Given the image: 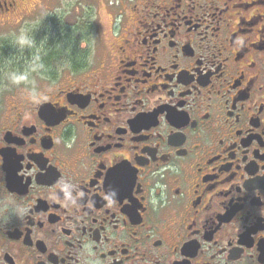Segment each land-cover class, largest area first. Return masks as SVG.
Segmentation results:
<instances>
[{"label": "flooded vegetation", "instance_id": "obj_1", "mask_svg": "<svg viewBox=\"0 0 264 264\" xmlns=\"http://www.w3.org/2000/svg\"><path fill=\"white\" fill-rule=\"evenodd\" d=\"M108 2L79 66L0 68V264H264V0Z\"/></svg>", "mask_w": 264, "mask_h": 264}, {"label": "rangeland", "instance_id": "obj_2", "mask_svg": "<svg viewBox=\"0 0 264 264\" xmlns=\"http://www.w3.org/2000/svg\"><path fill=\"white\" fill-rule=\"evenodd\" d=\"M38 2V5H37ZM88 10L91 15H86L83 18L84 11ZM87 13V14H88ZM112 9L109 8L108 0H23L20 5V10L17 13L5 17L0 27V39H15L26 36L31 29L41 28V25L48 22L50 25L49 31L51 34H56L57 30L52 25L55 20L50 17L53 15L61 16V23L64 27L78 28L76 36L80 35L81 25L84 20H94L93 37L91 42L83 43L84 48L102 49L104 42L109 38L110 25L112 21ZM91 16V17H90ZM7 20V21H6ZM10 20V21H8ZM59 21V22H60ZM96 28V29H95ZM68 33L64 29L63 33ZM66 33V34H67ZM10 69V68H9ZM4 70L3 79L7 81L6 84L11 83L10 76L15 75L17 78L23 79L27 74L20 72L14 73L13 70L7 72ZM41 71L40 73H42ZM28 82V81H24ZM42 77L35 76L34 83L40 85ZM6 86L3 87L5 90ZM10 96L8 95L7 98Z\"/></svg>", "mask_w": 264, "mask_h": 264}, {"label": "trees", "instance_id": "obj_3", "mask_svg": "<svg viewBox=\"0 0 264 264\" xmlns=\"http://www.w3.org/2000/svg\"><path fill=\"white\" fill-rule=\"evenodd\" d=\"M88 10L84 11L83 18L87 15ZM88 13V14H87ZM86 14V15H85ZM90 16V17H91ZM55 22L52 24L56 30V34H51L49 31L50 25L48 22L41 25V28L31 29L26 36L27 42L31 47L19 48L15 39H3L1 48L4 53L0 54V68L13 70L12 72L25 74V69L29 64L28 61L33 62L34 76L49 75L57 73V68L65 64L66 61L72 62V66H79L81 59L84 58L90 48H81L83 43L91 42L93 37L94 20H84L82 22L81 32L79 36L75 34V28L69 26L64 27L61 23V16L50 17ZM60 21V22H59ZM64 29L69 31L67 34L63 33ZM43 71L42 73H40ZM52 77L54 76L51 75Z\"/></svg>", "mask_w": 264, "mask_h": 264}, {"label": "clouds", "instance_id": "obj_4", "mask_svg": "<svg viewBox=\"0 0 264 264\" xmlns=\"http://www.w3.org/2000/svg\"><path fill=\"white\" fill-rule=\"evenodd\" d=\"M16 44L19 48L31 47L29 45V43L27 42L26 38H18L16 40ZM10 80H11V83H13V84L21 83V78H17V76H15V75L10 76ZM23 80L27 81V76L23 77ZM13 210H14L15 214L19 217H22L27 212V209H25L23 207H19V206L15 207Z\"/></svg>", "mask_w": 264, "mask_h": 264}]
</instances>
